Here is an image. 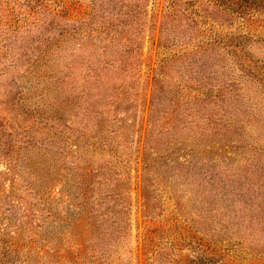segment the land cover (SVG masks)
Segmentation results:
<instances>
[{
  "label": "rangeland",
  "instance_id": "1",
  "mask_svg": "<svg viewBox=\"0 0 264 264\" xmlns=\"http://www.w3.org/2000/svg\"><path fill=\"white\" fill-rule=\"evenodd\" d=\"M76 3L79 10L92 4L91 12L81 16L80 32L75 33V36L83 34L86 46L82 51L77 50L80 40H66L58 43L57 51L53 43L48 45L49 40L46 44L44 39L53 41L51 36L59 29L69 30L74 25L71 21L74 15H63L54 0L46 3L0 0V138L12 145L7 159H0V208L13 205L12 209L21 210L13 196L16 194L24 197L33 211L40 212L41 203L36 194L39 191L34 186H38L41 160L53 164V168L61 160L51 150L46 156L41 155V145L48 146L53 140L56 146L64 144L63 141L70 143L67 136L74 138L80 132H70L64 124L84 129V123L90 122L84 129L87 136L78 139L85 143L77 151L70 150L74 158L79 156L77 164H92L91 172L83 176L92 188L91 199L104 201L109 190L115 189L116 177L125 174L123 186H127L126 179L130 183L129 195L125 192L129 205L119 264L147 262L141 250L142 156L149 153L159 159L165 152L176 158L170 163L186 159L188 164L183 169L188 174L196 171L192 184L179 181L183 201L192 204L189 188L199 190L193 206L202 207L203 214L212 208L209 230L223 237L232 232L245 235L247 242L234 250L245 251L249 264H259L258 256L249 255L260 252L264 259L263 28L259 29L260 38L243 39L241 45H235L234 41L226 44L230 32L246 29L237 27L236 22L201 23L199 17L187 14L170 31L171 37L182 34V43L175 40L164 45L160 43V26L167 13V0H78ZM93 25L103 26L100 32L89 35ZM207 25L227 35L222 41L218 39L201 48L195 47L197 40L187 41L192 28L202 29ZM116 29L121 33L111 41L109 35ZM106 43L110 45L104 46ZM161 55L164 60L159 64ZM88 58L94 62L88 64L85 61ZM46 59L48 63L40 64ZM39 78L42 80L36 85ZM58 80L60 84H53ZM199 87L206 92L196 91ZM60 88L64 97L58 95L45 103L44 98ZM155 100L159 104L156 112L152 109L156 107ZM84 102L88 109L94 108L92 120L84 119ZM98 114L104 122L103 131L98 129ZM101 137L107 138L108 146L98 145L96 140ZM9 162H16L17 167L9 170ZM29 182L31 187L27 186ZM52 186L53 193H57V185ZM10 191L14 193L11 195ZM166 195L161 193L162 198ZM173 203V198L160 200L157 211L166 214ZM105 204L95 205L93 210L99 212ZM243 209V224H233ZM31 216L32 228L38 232L41 224L38 213ZM1 217L0 232L6 228ZM6 238L7 234H0L1 240ZM181 254L194 257L186 248ZM0 264L57 263L54 258L47 261L39 254L30 259L21 252L14 254L0 241Z\"/></svg>",
  "mask_w": 264,
  "mask_h": 264
},
{
  "label": "trees",
  "instance_id": "2",
  "mask_svg": "<svg viewBox=\"0 0 264 264\" xmlns=\"http://www.w3.org/2000/svg\"><path fill=\"white\" fill-rule=\"evenodd\" d=\"M41 1L47 2V0ZM54 1L60 6L59 11L63 15H67V13L74 15V19L71 20L74 25L69 30L64 31L62 28L59 29L56 34H53L54 37L51 36L53 41L47 37V39H44V42L47 44L49 40L48 45L53 43L57 50L59 42L70 41L72 39L73 41L80 40L77 50L82 51V48L86 46V43L84 44L83 42V34L75 36V33L80 32L81 16L84 13L91 12L90 8H92V4L88 8H81L79 10V5L76 3L78 0ZM166 7L167 13H165V19L160 26V43H165L164 45H166L167 41L173 42L175 40L182 43V34L176 33V35L174 34L171 37L170 31L174 27H177L179 22L182 21L181 17L187 16V14L199 17L201 23L209 22L212 25L218 22L229 25L236 22L238 24L237 27L246 29L243 32H230L229 39L225 42L226 44L234 41L235 45H241L243 39L251 37L260 38L259 29L263 28L264 30V0H167ZM174 21H178V23ZM211 25H207L202 29L197 27L192 28L190 34L187 36V41L197 40V44H195L196 48L210 46L218 41V39L222 41L227 33L215 30ZM102 26H91L89 28V35L98 31L100 32ZM105 33L107 34V31ZM120 33L121 31L114 30L109 35L110 40L112 41L113 38L118 39ZM108 45L110 43H106L104 46L107 47ZM42 52L45 53L47 50H43ZM45 56V54H42V57ZM163 60L164 58L161 55L158 59L159 64H162ZM85 61L88 64L94 62L91 58ZM43 63H48V60L46 59V61L40 64ZM50 65L52 64L50 63ZM45 72H47V69ZM49 75L55 76L53 72H49ZM41 80L42 78H39L36 81V85ZM60 83L61 81L58 80L53 84ZM207 90L210 93L211 87H208ZM52 91L51 96L47 95L44 98L45 103L46 100L49 102L58 95H60V98L64 97V95L62 96V88L58 92ZM196 91L201 93L206 92V90L200 89V87ZM65 97L69 99L68 96ZM155 102L156 107L152 109L156 112L159 109V104L156 100ZM152 103H154V100ZM84 105L86 112L84 119H88L89 117L92 120L93 116H95L93 106L91 105L92 107L88 109L85 102ZM2 117L4 119L3 113ZM98 117V129L99 131H103L102 124L104 122L100 121L102 120V116L98 114ZM89 124L90 122L84 123L83 128L87 129ZM64 125L70 132H80L81 138L87 136L84 129L75 124L70 125L65 123ZM115 131L116 133L118 132L117 129H114ZM60 134H63V132L61 131ZM80 136L74 138L67 136L70 143L63 141L62 143L64 144L58 146L54 145V140L48 146L41 145L43 149L40 153L41 155L46 156L47 151L51 150L58 153L61 160L57 166H54L55 169L53 168V164L42 162L41 160V173L38 176L39 181H37L38 186H34V190L39 191L36 194L41 203L40 208H38L40 212H37V210L33 211L28 201L24 197L16 196V194L13 196L15 197V201L22 206L21 210L12 209L13 205L0 208V216H2V220L4 219V227H6L1 230L0 234L8 235V238L0 239V241L4 245H7L10 252L14 254L21 252L28 259L34 258V256L39 254L44 256L47 261H51V258H54L57 264L120 263L118 259L121 251L120 248L124 246L123 241L126 236L125 228L129 205L128 198H125V192L129 195L130 183L126 179L127 186H123L125 181L123 183L122 180H125V174L116 177L117 183L115 184V189L109 190L104 201L100 199L92 200L90 192L92 188L87 179L83 177L87 172H91L93 168L92 164H77L76 160L79 156L74 158V154L70 150L74 148L77 151L76 148L80 144L85 143L78 140ZM96 141L98 145L101 143H104L103 146L109 145L106 137L97 138ZM93 144L91 143V145ZM11 146L10 142H5L0 138V157H2L0 159H7L9 147L11 149ZM110 149H112L111 146ZM149 150L147 151L153 152L152 149L151 151ZM116 155L118 158H124L120 154ZM181 156L183 157V155ZM173 158L174 156L171 152L160 154L159 159H157V156L150 155L149 153H144L142 156V171H144V174L141 176L140 192L143 198L144 231L141 237V250L144 254V259L147 260L146 264H249L247 257H245V251L234 250V248H239L241 243L247 242L245 235L232 232L230 236L223 237L218 236L219 232L215 234L209 230L208 225H212V215L210 214L212 208H207L206 213L203 214L202 207L197 208V206H193L196 197L200 193L199 190L190 187L189 190L192 191L190 196L192 204H187V200L183 201L184 193L179 188V181L182 184L185 183V185L192 184L195 180L194 175L196 171L194 170L191 174H188L189 172L183 169L184 164H188V161L185 159L184 162L173 164L170 163V160ZM194 165L195 162L192 164V169ZM12 167H17L16 162L14 164L9 162L8 169L10 170ZM119 173H122L121 169ZM189 177H193V179L190 180ZM161 183L165 184L168 190L163 188ZM52 185H57V193H53L54 189ZM27 186L31 187L32 184L29 182ZM164 192L167 195L165 198H162L161 193ZM12 193L14 192H9L11 195ZM172 198L174 203L172 204V208L165 212L166 214L157 211L160 200L165 202ZM103 202H106V204L99 212L98 210H93L95 205H101ZM107 202H110V204L108 205ZM241 202H244V200L241 199ZM162 204L164 205L165 203ZM5 211L9 212V214H4L3 212ZM36 213H38V218L36 216L35 218L41 222L38 232L32 228L31 223V214L34 215ZM243 214L244 209L242 210V214L238 215L237 222L233 224L242 225L244 221ZM93 215L96 216L93 217ZM107 218L110 220L109 224L107 223ZM101 224V229H99ZM26 231H28V234H25ZM183 248L192 252L194 257H189L188 254H181ZM249 256H258V263L264 264V259L260 252H251ZM23 261H26V259Z\"/></svg>",
  "mask_w": 264,
  "mask_h": 264
}]
</instances>
